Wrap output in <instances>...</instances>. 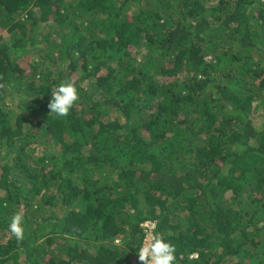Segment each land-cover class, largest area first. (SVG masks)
Masks as SVG:
<instances>
[{
  "label": "trees",
  "instance_id": "trees-1",
  "mask_svg": "<svg viewBox=\"0 0 264 264\" xmlns=\"http://www.w3.org/2000/svg\"><path fill=\"white\" fill-rule=\"evenodd\" d=\"M149 230L264 264V0H0V264H140Z\"/></svg>",
  "mask_w": 264,
  "mask_h": 264
},
{
  "label": "clouds",
  "instance_id": "clouds-1",
  "mask_svg": "<svg viewBox=\"0 0 264 264\" xmlns=\"http://www.w3.org/2000/svg\"><path fill=\"white\" fill-rule=\"evenodd\" d=\"M79 90L72 83L62 81L51 91V99L48 108L52 115L67 117L73 107L79 101ZM25 218L22 213L14 214L8 224V231L15 237L17 243L25 238ZM150 222H145L148 224ZM198 253H191V257H197ZM140 264H176V249L160 236H154L151 230L145 233L143 246L138 250Z\"/></svg>",
  "mask_w": 264,
  "mask_h": 264
},
{
  "label": "rangeland",
  "instance_id": "rangeland-1",
  "mask_svg": "<svg viewBox=\"0 0 264 264\" xmlns=\"http://www.w3.org/2000/svg\"><path fill=\"white\" fill-rule=\"evenodd\" d=\"M208 59H210V58H208ZM10 104H13V103H10Z\"/></svg>",
  "mask_w": 264,
  "mask_h": 264
}]
</instances>
